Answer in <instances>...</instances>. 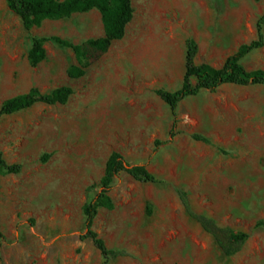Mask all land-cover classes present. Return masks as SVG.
Here are the masks:
<instances>
[{"label": "rangeland", "instance_id": "1", "mask_svg": "<svg viewBox=\"0 0 264 264\" xmlns=\"http://www.w3.org/2000/svg\"><path fill=\"white\" fill-rule=\"evenodd\" d=\"M131 1L125 37L106 53L90 51L85 76L71 79L68 69L80 66L73 50L48 42L47 59L34 68L33 40L102 38L99 12L28 31L0 0V108L34 87L74 91L66 105L36 104L0 118V151L22 165L18 175L0 174V264H264V227L255 229L264 220V86L202 91L180 104L176 118L156 94L181 88L189 40L199 48L197 65L218 68L256 40L264 0ZM242 64L264 70V48ZM114 151L165 182L116 177L115 208L101 209L93 228L109 249L129 256L105 263L91 240H81L83 208L100 193ZM176 187L196 212L250 233L243 251L226 257L187 215Z\"/></svg>", "mask_w": 264, "mask_h": 264}, {"label": "trees", "instance_id": "2", "mask_svg": "<svg viewBox=\"0 0 264 264\" xmlns=\"http://www.w3.org/2000/svg\"><path fill=\"white\" fill-rule=\"evenodd\" d=\"M220 2V0H215ZM9 10L20 18L26 30L40 28L48 20H62L75 14L98 11L101 15L105 35L99 39L88 40L83 45H74L59 37L35 38L28 53V62L32 67H38L47 59L45 45L55 42L71 48L76 55L80 66H72L68 69L71 79H79L85 76L89 65V53H106L112 44L122 40L126 35L128 25L134 18V8L131 0H6ZM257 39L239 47L238 51L229 56L222 67L216 68L210 64H196L198 45L195 41L187 43L185 74L182 86L177 91L157 90L156 94L170 108L173 117H177L176 110L179 105L188 98L198 96L202 91L217 92L221 87L233 85L237 87L264 86V70H247L242 60L251 53L264 48V16L257 23ZM74 91L71 87L63 86L54 89L48 94H42L38 88H32L28 93L10 98L3 102L0 108V118L11 116L28 110L36 104L47 106L66 105ZM171 133V140L174 139ZM195 141L210 144V140L201 135H193ZM159 144V143H158ZM22 171L21 164H8L4 154L0 151V174L18 175ZM126 173L136 181L148 184H163L144 164H130L119 152L114 151L109 156L103 177L100 180V193L96 198L83 208L86 223V233L81 240H91L100 251L105 263L129 256L124 250H111L105 241L94 230V221L101 209L113 210L115 204L110 196V191L116 177ZM175 191L181 201L187 215L202 230L212 237L215 244L226 257H233L243 251L251 238L247 232H237L229 226L220 225L214 218L194 210L189 194L176 187ZM148 214H153V205L148 204ZM264 227V220L259 221L255 229ZM0 238L4 235L0 232Z\"/></svg>", "mask_w": 264, "mask_h": 264}, {"label": "crops", "instance_id": "3", "mask_svg": "<svg viewBox=\"0 0 264 264\" xmlns=\"http://www.w3.org/2000/svg\"><path fill=\"white\" fill-rule=\"evenodd\" d=\"M94 11H96V10H94ZM97 12H98V11H97ZM99 14H100V13H99ZM104 35H105V32H104ZM221 67H222V66H221ZM216 68H218V67H216ZM219 68H220V67H219ZM53 90H54V89H53ZM53 90H52V91H53ZM179 106H180V105H179Z\"/></svg>", "mask_w": 264, "mask_h": 264}]
</instances>
